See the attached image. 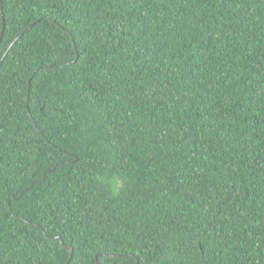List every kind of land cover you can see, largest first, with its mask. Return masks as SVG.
<instances>
[{
	"label": "trees",
	"instance_id": "1",
	"mask_svg": "<svg viewBox=\"0 0 264 264\" xmlns=\"http://www.w3.org/2000/svg\"><path fill=\"white\" fill-rule=\"evenodd\" d=\"M0 264H264V0H0Z\"/></svg>",
	"mask_w": 264,
	"mask_h": 264
},
{
	"label": "water",
	"instance_id": "2",
	"mask_svg": "<svg viewBox=\"0 0 264 264\" xmlns=\"http://www.w3.org/2000/svg\"><path fill=\"white\" fill-rule=\"evenodd\" d=\"M47 173H48V172H46V173L44 174V178H46ZM63 245H64V243H63ZM69 250H70L71 253L73 252L72 249H69ZM71 258H72V256H71ZM71 258H70V259H71Z\"/></svg>",
	"mask_w": 264,
	"mask_h": 264
}]
</instances>
